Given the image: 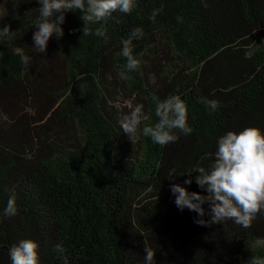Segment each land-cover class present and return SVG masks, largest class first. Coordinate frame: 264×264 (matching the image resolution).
Returning <instances> with one entry per match:
<instances>
[{
    "label": "trees",
    "instance_id": "16d2710c",
    "mask_svg": "<svg viewBox=\"0 0 264 264\" xmlns=\"http://www.w3.org/2000/svg\"><path fill=\"white\" fill-rule=\"evenodd\" d=\"M15 4L0 19L12 31L0 43V264H12L9 248L25 238L38 242L41 264H144V246L155 264L264 258V214L248 228L200 225L170 190L206 194L197 173L184 185L183 172L208 169L213 158L202 157L226 131L264 130V0H137L131 13L92 26L106 37L82 36L80 12H66L63 37L45 53L32 47L36 0ZM136 27L142 63L130 72L121 41ZM21 54L31 57L27 70ZM153 94L185 101L190 135L161 146L123 133L119 121L138 103L150 116L141 128L158 122ZM201 97L220 107L210 112ZM171 169L183 175L169 179ZM13 193L18 214L7 217Z\"/></svg>",
    "mask_w": 264,
    "mask_h": 264
},
{
    "label": "clouds",
    "instance_id": "9594fccd",
    "mask_svg": "<svg viewBox=\"0 0 264 264\" xmlns=\"http://www.w3.org/2000/svg\"><path fill=\"white\" fill-rule=\"evenodd\" d=\"M38 17L35 21V31L32 36V47L35 53H45L50 38L60 39L64 35L61 25L65 21L66 12L79 11L83 21L82 36L95 35L106 37V31L101 27L93 29V25L101 24L113 13L129 14L137 5V0H36ZM161 9H154L150 19L155 20ZM4 14H0L3 19ZM181 19L178 17V20ZM144 35L142 27H136L127 39L121 41V55L126 59L125 68L128 71H137L141 67V60L133 54V39H141ZM12 31L9 26L0 27V43L10 40ZM29 55L21 54V63L30 62ZM155 115L158 122L146 124L149 114L145 113L144 105L138 103L132 107L130 113L119 121L123 133L134 142L141 135L149 137L154 144L161 146L174 143L180 139V134L190 135L193 128L188 123L187 104L180 96L174 95L161 100L153 94ZM210 112H215L219 101L201 97ZM178 130V131H177ZM212 157L208 169L197 165L188 173L184 185L193 181L192 173L199 188L206 194L188 191L180 183L170 185L174 195V203L181 211L187 208L197 213L195 223L200 225L223 224L231 220L244 228L251 226L258 214H264V130L258 126H246L239 131L228 130L216 138V149L212 153H205L204 157ZM173 174L183 175L176 169L169 170L166 177L171 179ZM209 205V220H204L205 208ZM18 214L16 196H9L3 210V215L12 217ZM39 244L29 238L21 239L9 248V257L12 264H41L39 257ZM56 250L64 252L62 245H57ZM144 264H155L154 250L144 246ZM250 264H264V258H252Z\"/></svg>",
    "mask_w": 264,
    "mask_h": 264
},
{
    "label": "rangeland",
    "instance_id": "374dc122",
    "mask_svg": "<svg viewBox=\"0 0 264 264\" xmlns=\"http://www.w3.org/2000/svg\"><path fill=\"white\" fill-rule=\"evenodd\" d=\"M15 0H0V13L4 15L12 14L15 11Z\"/></svg>",
    "mask_w": 264,
    "mask_h": 264
}]
</instances>
